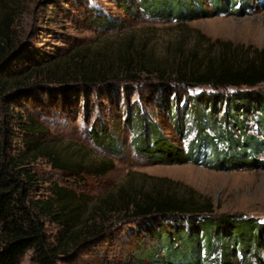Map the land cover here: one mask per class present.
I'll return each instance as SVG.
<instances>
[{
    "label": "rangeland",
    "instance_id": "rangeland-1",
    "mask_svg": "<svg viewBox=\"0 0 264 264\" xmlns=\"http://www.w3.org/2000/svg\"><path fill=\"white\" fill-rule=\"evenodd\" d=\"M189 1L197 2L203 11L213 10L211 0ZM225 1H228L227 9L223 0L216 9L219 7L227 12L179 22L171 14L167 0H0V36L5 14L10 10L14 14L10 48L13 51L9 49L8 57L0 61V152L17 158L21 168L32 174L34 181L28 191L29 200L43 203L53 199L56 186L89 196L88 205H83L78 218L79 226L93 218L90 214L93 204L108 192L122 186L137 190L166 184V188L190 194L196 200L208 199L213 205L209 215L212 222L221 216L264 221V149L257 151L258 158L251 157V165L247 168L210 169L191 162L163 164L135 151L131 143L132 122L126 121L127 114L135 112L139 106L144 115L140 121L151 118L165 138L186 152L197 134L187 120L192 99L188 100L186 95L202 92L228 95L235 88L198 85L183 89L173 81L166 83L145 74L136 79L119 75L106 83L84 86L75 78L71 63L75 55L82 54L83 57L100 54L103 59L129 54L136 59L140 57L136 50H143L144 57L152 53L161 61L192 50L197 54H211L218 50L217 41L233 47L264 48V0ZM150 3L157 4V8L152 9ZM238 6L244 13H233ZM94 14L106 16L114 24L108 28L101 26ZM34 55L42 60L40 67L33 62ZM48 68L62 73V81L49 79ZM162 91L169 92L167 102L175 104L176 108L173 113L160 104L161 96L166 95V92L162 95ZM147 99L151 102H145ZM225 108L226 101H223L220 109L224 111ZM253 114L249 113L245 124L248 133L260 138L262 133ZM174 119L178 127L172 124ZM93 127H103L112 134L121 152L111 153L95 144L91 137ZM206 131L214 135L210 127ZM28 139L38 142L48 153L43 152L35 158ZM198 140L197 135L193 141ZM217 144L225 146L221 141ZM208 149L207 145H199L200 161L206 158ZM52 156L90 164L110 161L114 167L102 176L84 173L74 177L55 167L49 159ZM123 218H111L104 223L106 231L88 238L69 254L60 255L57 264H167L165 257L185 256L183 249L187 243L181 232L184 228L180 232L173 230L174 225L180 223L177 219L155 222L147 218ZM41 220L49 242L55 244L62 231V221L44 214ZM99 221L96 218L97 224ZM159 228L162 235L156 241L151 233ZM211 229H214L211 237L207 238L212 240V250L204 245V230L196 233L199 243L192 250L198 258L196 264H264V238L257 246H250L249 240L222 233L225 238L214 227ZM173 231L170 239L167 232ZM247 231L243 235L245 238ZM148 244L147 257H140V246ZM159 258L163 263L154 262ZM186 259L191 263L181 264H195L192 257ZM20 264H36L32 251L21 258Z\"/></svg>",
    "mask_w": 264,
    "mask_h": 264
},
{
    "label": "trees",
    "instance_id": "trees-1",
    "mask_svg": "<svg viewBox=\"0 0 264 264\" xmlns=\"http://www.w3.org/2000/svg\"><path fill=\"white\" fill-rule=\"evenodd\" d=\"M211 1L213 10L204 11L201 5L197 6V2L194 1L167 0V3L172 10L171 14L175 16L174 18L179 22H186L199 17H211L217 13L227 12L219 7L216 9L221 4V0ZM223 1V6L227 9L228 1ZM150 6L152 9L157 8V4L150 3ZM235 9L237 10L233 11L234 14L244 13L240 6ZM194 11L195 13H193ZM12 12L13 10L7 12L3 21L4 28L0 36V61L8 57L10 53L8 50L12 47L11 26L14 15ZM93 17L99 18L97 23L106 28L114 24L106 16L100 17L94 14ZM216 45L219 47L215 53L197 54L195 50H192L183 54L179 51L180 53L176 57H170L169 60L164 58L162 61L155 59L152 53H148L149 56L144 57L143 50H136V54L140 55L136 59L132 58V55L128 56L129 54L116 59L110 56L103 59L100 54L83 57L82 54L75 55L71 63H73L75 78L77 81H81L84 86L106 83L119 75L127 79H136L145 74L162 82L173 81L183 89L198 85L212 86L216 89L235 88L236 90L228 95L220 92H202L195 96L184 93L187 94L188 100L192 99V101L189 100L187 120L197 131L195 139L197 135L199 137L198 142L195 143L193 141L195 139L190 142L186 152L165 138L159 125L151 118L140 121V117H144V115L139 106L134 105L138 107V110L127 114L126 121L127 123L129 120L132 122L130 128L133 132L131 142L133 148L137 153L144 154L151 160L163 164L191 162L210 169L247 168L251 165V157L258 158L257 151L264 149V48L233 47L227 42L219 41L216 42ZM10 50L13 51V49ZM33 59V62L39 67L42 65L40 63L42 60H38L36 55ZM34 69L37 70L38 67L36 66ZM55 71L48 68L46 70L47 77L62 81V73ZM168 91H165L166 95L161 96L159 102L167 112L173 113L176 108L175 104L167 102L170 92ZM223 101H226V108L221 111L220 105ZM145 102L149 103L151 100L147 99ZM249 113H254L252 116H255V121L259 124L262 133L260 138L253 137L248 133L245 121ZM172 124L174 127H178L177 120L174 119ZM207 127L214 131L213 136L207 133ZM91 130V137L95 144L104 147L111 153L121 152L118 140L106 129L93 127ZM179 133H181L180 130ZM217 141H221L225 146L220 147ZM27 142L33 145L35 158L43 152L48 153L47 149L39 146L38 142L30 139ZM201 144L210 147L207 150L208 155L202 161L197 156ZM49 159L55 167L74 177L84 173L102 176L114 167L110 161L90 164L82 161L63 160L59 156H52ZM258 163L262 165L261 162ZM32 181H34L32 174L29 170L21 168L17 158L8 157L3 151L0 152V264H20L21 258L28 251H32L36 264H57L60 255H67L88 238L101 235L107 230L104 223L117 216H124L123 219H154L155 222L165 219L170 222L174 218L180 223L185 222V224L176 223L174 225L176 227H173L174 231L179 232L182 227L184 228L181 232L187 243L186 248L183 249L185 256L165 257L167 264L191 263L186 259L188 257H192L196 264L198 258L195 251L193 253L192 250L198 247L199 241L196 233L199 229L204 230L203 233L206 235L204 245L208 250L213 249L211 238H207L211 237L214 230L211 228L213 227L221 235L222 233H228L227 235L232 233V237L249 240L250 246H257L261 238H264V233L262 234L264 221L247 219L242 216L225 219L221 216L212 222L209 215L213 212V205L208 199L196 200L190 194L189 196L183 195L176 189L166 188V184L160 188L152 185L148 189L139 188L137 190L122 186L116 191L108 192L93 204L90 212L94 215L93 218H88L78 226V218L83 205H88L89 196L76 194L74 190L56 186L52 192L53 199L45 200L43 203L32 201L28 198ZM43 214L62 221V231L55 244L49 242L47 238L45 224L41 220ZM96 218L100 219L98 224L95 222ZM160 226L162 227V225ZM233 227L236 228V231L232 230ZM238 227L240 229L237 230ZM246 230H248L247 238L243 236ZM153 231L151 234L158 241L162 230L159 228L153 229ZM174 231L167 232L170 239H172L171 235L174 234ZM222 236L227 238L226 235ZM244 245L243 241V247ZM148 247L150 244L147 247L140 246V257H147L145 252ZM154 258L157 259V256ZM151 260L154 261V259ZM154 262L163 263V260L159 258Z\"/></svg>",
    "mask_w": 264,
    "mask_h": 264
}]
</instances>
